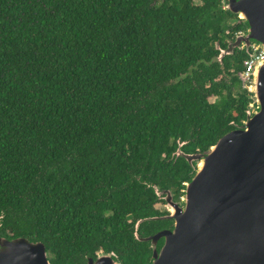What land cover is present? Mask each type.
Returning a JSON list of instances; mask_svg holds the SVG:
<instances>
[{
	"label": "trees",
	"instance_id": "trees-1",
	"mask_svg": "<svg viewBox=\"0 0 264 264\" xmlns=\"http://www.w3.org/2000/svg\"><path fill=\"white\" fill-rule=\"evenodd\" d=\"M223 1L0 0L1 236L41 241L50 264H149L135 224L168 213L152 185L180 201L177 146L206 151L250 114L249 55L218 60L245 30Z\"/></svg>",
	"mask_w": 264,
	"mask_h": 264
},
{
	"label": "water",
	"instance_id": "water-1",
	"mask_svg": "<svg viewBox=\"0 0 264 264\" xmlns=\"http://www.w3.org/2000/svg\"><path fill=\"white\" fill-rule=\"evenodd\" d=\"M223 4L245 30L225 49L217 45L218 60L236 49L249 56L252 46L264 50V0H224ZM255 77L249 96L255 106L252 114L206 151L185 153L181 144L177 146L174 156L193 169L180 201L169 190L152 185L170 209L166 215L135 224V238L149 244V264H264V60L257 65ZM239 80L242 86L240 75ZM157 220L171 225L147 237L138 235L141 223ZM84 258L86 264H121L113 253ZM0 264L50 262L41 241L0 235Z\"/></svg>",
	"mask_w": 264,
	"mask_h": 264
},
{
	"label": "built area",
	"instance_id": "built-area-1",
	"mask_svg": "<svg viewBox=\"0 0 264 264\" xmlns=\"http://www.w3.org/2000/svg\"><path fill=\"white\" fill-rule=\"evenodd\" d=\"M242 32L238 33L240 35ZM249 58L243 62V70L239 73L240 79L242 80L243 90L251 95L254 92L256 85V67L257 65L264 60V50L258 46H252L250 49ZM255 110V106L251 103L248 107V113L252 114Z\"/></svg>",
	"mask_w": 264,
	"mask_h": 264
},
{
	"label": "rangeland",
	"instance_id": "rangeland-1",
	"mask_svg": "<svg viewBox=\"0 0 264 264\" xmlns=\"http://www.w3.org/2000/svg\"><path fill=\"white\" fill-rule=\"evenodd\" d=\"M235 22V20H230L229 21V23H231V24H233ZM212 99L213 98H211L210 99V101H212ZM158 207V209L160 210V211H168L170 208L167 206V205H165V206H163V205H159V206H157Z\"/></svg>",
	"mask_w": 264,
	"mask_h": 264
},
{
	"label": "flooded vegetation",
	"instance_id": "flooded-vegetation-1",
	"mask_svg": "<svg viewBox=\"0 0 264 264\" xmlns=\"http://www.w3.org/2000/svg\"><path fill=\"white\" fill-rule=\"evenodd\" d=\"M171 225V224H170ZM170 225H168L167 227H169ZM167 227H165V228H167Z\"/></svg>",
	"mask_w": 264,
	"mask_h": 264
}]
</instances>
